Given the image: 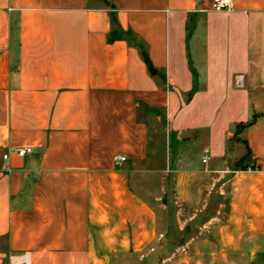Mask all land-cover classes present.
Listing matches in <instances>:
<instances>
[{
	"label": "crops",
	"instance_id": "obj_1",
	"mask_svg": "<svg viewBox=\"0 0 264 264\" xmlns=\"http://www.w3.org/2000/svg\"><path fill=\"white\" fill-rule=\"evenodd\" d=\"M210 1L0 0V264L143 260L168 171L210 179L187 202L207 191L216 253L264 264V0ZM247 144L252 165L232 166Z\"/></svg>",
	"mask_w": 264,
	"mask_h": 264
},
{
	"label": "rangeland",
	"instance_id": "obj_2",
	"mask_svg": "<svg viewBox=\"0 0 264 264\" xmlns=\"http://www.w3.org/2000/svg\"><path fill=\"white\" fill-rule=\"evenodd\" d=\"M237 84L241 85V82H237ZM246 124H237L231 145L241 140L239 133ZM158 126L155 134L159 138L157 144L167 152H174L177 139L174 126L168 124L167 120H162ZM246 154L247 152L244 156ZM242 158L232 162V166L242 168L252 165L253 160L251 157L244 161H242ZM168 159L169 157H167V161ZM162 175L153 176L152 180L156 184L157 190H159V184L166 185L164 192L161 191V195L169 200V204L164 214H160L161 222L163 221L165 228V235L156 242L157 250L153 254L145 256L143 260L142 258L139 260L138 255H129L126 257L125 264H136L137 261L143 264H228L229 258L216 253V250L212 248L213 240L208 238L207 235V218L209 215L206 213L207 208H203L206 204L205 199L208 197L207 191H199L201 194L198 198H201L195 205L187 202L192 191L198 193L197 190L188 187V185L192 181L200 183L207 182L210 179L204 173L184 174L182 178L169 171L165 176L162 177ZM185 186L188 188L186 189ZM181 187H184V189ZM175 200L179 202L183 200V206H178ZM198 208L203 210L196 215Z\"/></svg>",
	"mask_w": 264,
	"mask_h": 264
},
{
	"label": "built area",
	"instance_id": "obj_3",
	"mask_svg": "<svg viewBox=\"0 0 264 264\" xmlns=\"http://www.w3.org/2000/svg\"><path fill=\"white\" fill-rule=\"evenodd\" d=\"M210 4H211V9L214 11H230L233 9L234 1L233 0H211ZM241 80H242V77L237 79L238 83H240ZM32 150H33V148L30 146H21V147L14 148L13 152L16 155L23 157L26 154L31 153ZM4 158L7 159L8 154H5ZM209 159H210V151L207 148L204 150V155L202 157V161L204 163H206V162H208ZM114 160L116 163H121L122 161L126 160V156L118 154V155H115ZM16 264H30L29 254L24 253L22 255L21 261L16 263Z\"/></svg>",
	"mask_w": 264,
	"mask_h": 264
},
{
	"label": "trees",
	"instance_id": "obj_4",
	"mask_svg": "<svg viewBox=\"0 0 264 264\" xmlns=\"http://www.w3.org/2000/svg\"><path fill=\"white\" fill-rule=\"evenodd\" d=\"M254 120H255V117H254V119H253L251 122L247 123L245 126L251 125V124L254 122ZM248 157H251V150H250V147H249L248 144H247V154H246V156H244V157L242 158V161L248 159ZM243 168H244V167H243Z\"/></svg>",
	"mask_w": 264,
	"mask_h": 264
}]
</instances>
